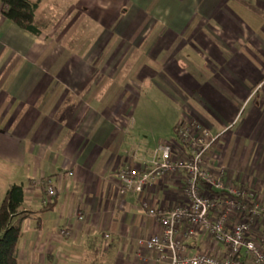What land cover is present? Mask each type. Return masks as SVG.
I'll use <instances>...</instances> for the list:
<instances>
[{
    "label": "crops",
    "instance_id": "obj_1",
    "mask_svg": "<svg viewBox=\"0 0 264 264\" xmlns=\"http://www.w3.org/2000/svg\"><path fill=\"white\" fill-rule=\"evenodd\" d=\"M36 18L39 35L0 12V202L14 183L26 210L55 199L22 221L20 264H159L139 243L160 231L143 206L183 205L188 174L121 194L119 172H152L168 143L187 160V122L216 138L204 168L223 197L264 206V0H42ZM186 243L225 256L203 232Z\"/></svg>",
    "mask_w": 264,
    "mask_h": 264
},
{
    "label": "built area",
    "instance_id": "obj_2",
    "mask_svg": "<svg viewBox=\"0 0 264 264\" xmlns=\"http://www.w3.org/2000/svg\"><path fill=\"white\" fill-rule=\"evenodd\" d=\"M180 136L191 150L187 160L174 161L173 146L168 143L159 147L160 154L152 172L131 168L119 172L121 194L142 193L155 178L170 171L181 170L188 174L183 205L168 210L143 206L159 223L160 231L141 238L139 243L155 252L159 264H242L243 256L251 258L254 264H264V206L260 203L248 206L239 199L241 193L232 189L227 191L231 197H223L227 190L223 180L204 168L205 154L216 138L208 139V133L201 131L194 122L182 124ZM55 193L54 188L48 189L50 196ZM217 210L218 215L212 220L210 216ZM234 211L240 212L242 218L230 226L228 220ZM78 218L83 219V214L80 213ZM259 222L263 229L253 238L252 229ZM202 232L225 246V256L206 251L192 253L186 242Z\"/></svg>",
    "mask_w": 264,
    "mask_h": 264
},
{
    "label": "trees",
    "instance_id": "obj_3",
    "mask_svg": "<svg viewBox=\"0 0 264 264\" xmlns=\"http://www.w3.org/2000/svg\"><path fill=\"white\" fill-rule=\"evenodd\" d=\"M42 0H0V12L8 20L15 22L23 29L35 35L41 33L43 23L36 18V11ZM179 126L174 128L175 139L183 147H189L180 134ZM222 194V192H220ZM55 196V195H53ZM24 185H10L6 196L0 202V264H20L19 242L22 235L21 223L31 218L40 224L39 213L55 206L54 201L46 203L38 212L26 210ZM241 200V197L239 198ZM248 206L254 204L246 203Z\"/></svg>",
    "mask_w": 264,
    "mask_h": 264
},
{
    "label": "rangeland",
    "instance_id": "obj_4",
    "mask_svg": "<svg viewBox=\"0 0 264 264\" xmlns=\"http://www.w3.org/2000/svg\"><path fill=\"white\" fill-rule=\"evenodd\" d=\"M171 111V110H170ZM141 113H142V109H139V111L137 112V114H140L141 115ZM162 114L164 113V112H161ZM139 115V116H140ZM143 115H145V114H143ZM157 116H159V114L157 115ZM163 116H164V114H163ZM169 116H171V113H169ZM142 117V116H141ZM166 118V117H165ZM166 120H168L167 118H166ZM141 126H144L143 124H141ZM167 130L166 131H168V129H169V133H170V135H173V128H172V124H171V122L170 121H168V123H167ZM172 128V129H171ZM171 129V130H170ZM163 133L165 132L164 130L162 131ZM146 135H148V134H146ZM143 136H145L144 134H143ZM150 137V136H149ZM148 141V140H147ZM150 142V141H149Z\"/></svg>",
    "mask_w": 264,
    "mask_h": 264
}]
</instances>
